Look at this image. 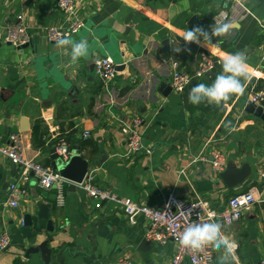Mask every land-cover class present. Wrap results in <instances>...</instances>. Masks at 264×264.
I'll use <instances>...</instances> for the list:
<instances>
[{
  "label": "crops",
  "instance_id": "1",
  "mask_svg": "<svg viewBox=\"0 0 264 264\" xmlns=\"http://www.w3.org/2000/svg\"><path fill=\"white\" fill-rule=\"evenodd\" d=\"M75 1L84 26L69 37L86 39L89 54L72 64L65 50L45 36L47 26L67 19L58 0H0V145L20 132L25 156L53 166L51 147L64 137L73 153L88 162L96 184L148 206H160L174 190L184 199H207L221 210L232 195L253 188L259 201L239 221L225 225L236 244L227 264H259L264 257V119L246 111V105L253 102L251 94L260 93L261 100L264 95L256 89L264 80V0ZM221 11L229 14L227 22L238 25L231 34L207 48L184 44L180 36L185 30L197 25L210 29ZM19 16L32 34L26 47L6 39L8 26ZM177 46L190 51L176 53ZM204 51L219 61L236 51L248 55L246 91L223 109L188 100L194 85L212 83L222 71L220 62L183 91L170 89L173 73L179 68L194 73ZM104 56L122 67L110 82L95 72V61ZM135 116L142 119L144 147L131 152L123 127ZM228 121L232 131L224 127ZM36 126L44 146L35 142ZM85 130L90 137H84ZM213 148L226 154L229 166L247 164L248 178L228 187L212 165ZM60 157L68 161L71 156ZM18 175L15 161L0 153V235L7 232L11 239L0 252V264H43L39 254L28 259L24 253L47 238L51 245L77 251L74 257L66 252L65 264H107L121 258L132 264H169L176 253L173 240L160 244L147 238V217L138 215L131 223L121 205H97L74 183L66 185V205L58 206L56 191L31 178L21 185L19 206L13 207L10 185ZM39 203L52 204L51 223L38 217ZM27 214L32 225L25 223ZM52 264H58L55 254ZM182 264L192 262L185 258Z\"/></svg>",
  "mask_w": 264,
  "mask_h": 264
},
{
  "label": "built area",
  "instance_id": "2",
  "mask_svg": "<svg viewBox=\"0 0 264 264\" xmlns=\"http://www.w3.org/2000/svg\"><path fill=\"white\" fill-rule=\"evenodd\" d=\"M59 7L66 12L67 19L60 25H49L45 30V36L50 42H55L60 36H70L78 32L84 26V20L78 14V6L75 0H58ZM229 19L226 11L219 12L215 17V24L225 23ZM6 39L12 45L19 47L32 41V34L28 26L23 22L22 16L19 21L8 26ZM219 64V58L214 53L204 51L201 54V63L194 73L187 71H175L170 81L172 90L181 92L190 83L193 76L200 77L206 72H211ZM95 72L104 82L112 81L117 75L116 63L110 56L100 57L95 61ZM254 103L261 101L260 93L251 94ZM142 119L135 116L130 125L123 127L128 135V148L136 152L144 147V138L141 133ZM84 137H90V131H84ZM23 134L13 132L10 135V143L0 145V153L15 161L19 167L18 178L10 185L9 204L19 206V197L24 190L22 184L35 178L38 185L47 190L56 191V203L58 206L66 205V185L74 183L84 189L87 194L97 200V205L104 201L115 202L121 205L131 223L136 222L138 215H144L150 221L147 230V238L151 241L165 244L170 240L176 243V253L169 264H182L188 258L192 264H216V250L207 248L202 252H193L179 245V237L184 228L192 222H204L209 219V213H214L225 225H233L245 215L246 211L259 201L257 192L253 188L232 195L221 210L211 206L209 200L196 198L188 200L182 198L174 190L167 192L160 206H148L131 197H121L110 189L104 188L94 182L93 172H88L82 182H73L63 176L53 166L42 164L37 160L28 158L24 154ZM57 153L65 159L73 154L69 142L62 137L57 143ZM212 165L217 172H223L229 166L226 154L218 148H213ZM185 174V169L181 174ZM260 176L264 178V168L260 170ZM11 239L7 232L0 235V252L6 250ZM236 248V247H235ZM107 264H132L128 258H121ZM259 264H264V257Z\"/></svg>",
  "mask_w": 264,
  "mask_h": 264
},
{
  "label": "clouds",
  "instance_id": "3",
  "mask_svg": "<svg viewBox=\"0 0 264 264\" xmlns=\"http://www.w3.org/2000/svg\"><path fill=\"white\" fill-rule=\"evenodd\" d=\"M238 25L229 22L213 24L210 29L199 25L187 29L180 36L185 45L196 44L200 47H208L217 38L231 34ZM55 45L58 49L65 50L70 56L72 64L78 63L82 57L89 54V44L86 39L73 40L67 35L60 36ZM173 51H190V48L174 47ZM222 71L218 73L211 84L198 83L194 85L188 95L192 105H214L218 109L227 106L234 97L243 96L247 82L251 79L248 73V55L246 51L227 53L220 58ZM228 131L233 130L230 121L224 124ZM179 245L193 252H202L207 248H213L227 261L232 256L236 247L226 231L225 224L214 213H209V219L204 222L189 223L179 237Z\"/></svg>",
  "mask_w": 264,
  "mask_h": 264
},
{
  "label": "water",
  "instance_id": "4",
  "mask_svg": "<svg viewBox=\"0 0 264 264\" xmlns=\"http://www.w3.org/2000/svg\"><path fill=\"white\" fill-rule=\"evenodd\" d=\"M29 43L22 45V47L28 46ZM117 70L122 68L121 66H116ZM181 68L178 69L180 71ZM210 72H206V75ZM197 77L193 76L190 82L196 81ZM172 89V87H170ZM246 111L264 119V95L260 104H256L249 101L246 105ZM51 158L53 159V167L59 171L63 176L68 178L73 182H82L88 173L89 167L88 162L81 158L77 153H73L68 161H64L60 155L57 153V144H53L51 147ZM250 167L245 164L242 167H237L235 165L228 166L223 172L220 173L221 178L226 183L228 187H233L243 183L250 175ZM9 183H6V185ZM38 217L41 219H48L51 223V212L49 213V207L52 204L39 203L38 205ZM25 223L27 225L33 224L32 216L27 214L24 217ZM51 229V227H50ZM52 238H47L44 241L29 246L24 255L26 258H30L31 254H39L40 259L43 264H52L53 255L55 254L58 264H65L67 259L65 257L66 252L74 257L77 251H73L70 247H59L58 245H51ZM145 246L150 245L146 243V239L143 241ZM216 264H226L223 255L220 253L217 255Z\"/></svg>",
  "mask_w": 264,
  "mask_h": 264
},
{
  "label": "trees",
  "instance_id": "5",
  "mask_svg": "<svg viewBox=\"0 0 264 264\" xmlns=\"http://www.w3.org/2000/svg\"><path fill=\"white\" fill-rule=\"evenodd\" d=\"M256 89L261 91V90H264V80H259L258 81V84L256 86ZM38 125V124H37ZM34 139H35V142L40 145V146H44L45 145V140H43L39 134H38V128L36 126L35 128V131H34Z\"/></svg>",
  "mask_w": 264,
  "mask_h": 264
}]
</instances>
